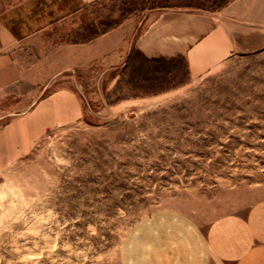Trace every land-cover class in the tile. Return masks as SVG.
Here are the masks:
<instances>
[{
    "label": "rangeland",
    "instance_id": "374dc122",
    "mask_svg": "<svg viewBox=\"0 0 264 264\" xmlns=\"http://www.w3.org/2000/svg\"><path fill=\"white\" fill-rule=\"evenodd\" d=\"M230 1L0 0L14 33L33 35L18 48L35 86L27 101H81L76 119L4 155L0 264H102L154 210L209 221L264 198V0L242 11L237 49L199 77L133 47L147 10L216 12Z\"/></svg>",
    "mask_w": 264,
    "mask_h": 264
},
{
    "label": "crops",
    "instance_id": "0c3cea01",
    "mask_svg": "<svg viewBox=\"0 0 264 264\" xmlns=\"http://www.w3.org/2000/svg\"><path fill=\"white\" fill-rule=\"evenodd\" d=\"M259 2L232 0L216 12L147 10L133 47L146 60L181 59L187 72L199 77L216 70L237 49L242 11L260 9ZM30 36H17L0 13V122L8 123L0 126V166L4 155L27 151L48 127L81 112L73 92L27 101L35 86H29L32 71L20 65L18 48ZM102 264H264V198L209 221L180 209L154 210L127 228L116 259Z\"/></svg>",
    "mask_w": 264,
    "mask_h": 264
},
{
    "label": "trees",
    "instance_id": "16d2710c",
    "mask_svg": "<svg viewBox=\"0 0 264 264\" xmlns=\"http://www.w3.org/2000/svg\"><path fill=\"white\" fill-rule=\"evenodd\" d=\"M141 58H143L142 56H141ZM144 59V58H143ZM145 60V59H144ZM181 60V59H180Z\"/></svg>",
    "mask_w": 264,
    "mask_h": 264
}]
</instances>
